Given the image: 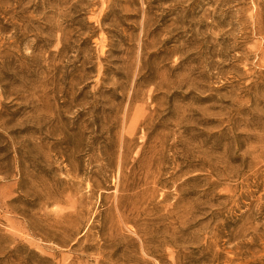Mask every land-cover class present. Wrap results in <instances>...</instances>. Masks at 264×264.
<instances>
[{
	"label": "rangeland",
	"instance_id": "1",
	"mask_svg": "<svg viewBox=\"0 0 264 264\" xmlns=\"http://www.w3.org/2000/svg\"><path fill=\"white\" fill-rule=\"evenodd\" d=\"M0 264H264V0H0Z\"/></svg>",
	"mask_w": 264,
	"mask_h": 264
}]
</instances>
